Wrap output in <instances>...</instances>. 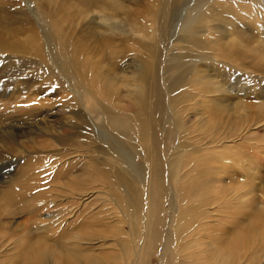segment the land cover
Masks as SVG:
<instances>
[{
	"label": "rangeland",
	"instance_id": "obj_1",
	"mask_svg": "<svg viewBox=\"0 0 264 264\" xmlns=\"http://www.w3.org/2000/svg\"><path fill=\"white\" fill-rule=\"evenodd\" d=\"M207 8L202 0H0V125L15 119L32 126L56 124L49 123L52 117L46 114L56 109L54 105H60V102L54 103L57 96L38 94L31 89L47 81L48 71L41 70L47 64L40 56L43 52L37 50L42 43L40 36L53 33L60 40L68 36L66 43L75 52L76 66L96 69L97 73L92 74L106 92L102 93V102L122 119L144 121L148 128L153 125V133L157 134L163 133L162 120L172 115L179 121L182 115L187 143L180 134L175 141L178 148L174 145L173 150L177 148L179 164L181 153H187V166L178 173L175 170L172 190L181 200L182 176L193 167L192 174L204 171L207 179L217 180L206 197L207 204L187 212L191 228L196 224V215L206 211L202 220L206 223L203 229L206 232H196L194 237L190 234V238H197L201 245L204 240L200 236L210 238L212 227L232 228L239 234L233 235V232L231 238L239 240L233 239L235 243L228 237L229 243L215 246L207 258L252 264L258 257L264 260V238L260 240L258 235V230L264 227V0H213L210 24L219 31L213 39L202 40V30L195 32L193 28L205 26L206 22H200ZM233 42L237 44L229 46ZM27 74L40 79L36 83L33 80L28 91L14 93ZM104 94L109 103L104 101ZM35 100L45 106L40 112L32 113L29 108L32 106L27 105H33ZM87 118L90 133L95 136L94 145L105 149L103 125L97 121L92 124L93 118L88 114ZM77 120L74 127L83 130L86 124ZM47 131L36 136L40 143L49 146L48 150L60 153L70 146L50 136L55 132L48 128ZM0 138V244L3 242L0 264H19L27 254L30 256L26 260L34 264H53L49 254L41 255L52 251L54 244L50 240L44 243L42 238L34 241L38 247L30 245L35 235H44V228L37 221L43 220L51 209L43 210L42 205H48V200L54 197L69 200L65 205L76 214L87 212L90 220L92 212L108 207L105 195L97 187L82 197L66 199L53 194L56 188L48 187V194L42 197L41 191L28 187L36 181L30 170L31 164L39 160L28 161L35 145H28L27 140L14 144L8 143L5 136ZM10 144L15 146L10 148ZM6 146L7 159L4 157ZM93 156L99 160L104 157ZM67 158L56 155L55 161L45 163L44 172L49 173V167L60 171ZM139 184L141 189H146V183ZM190 194L194 205L203 203L201 193L191 191ZM168 196L165 193L159 197V227L163 231L166 229L161 223L166 219ZM124 212L126 217L121 227L128 234L134 216L128 208ZM35 215L38 218L34 219ZM97 216L100 220V214ZM51 226L53 231H58L57 226ZM178 231L187 232V228L180 227Z\"/></svg>",
	"mask_w": 264,
	"mask_h": 264
},
{
	"label": "bare ground",
	"instance_id": "obj_2",
	"mask_svg": "<svg viewBox=\"0 0 264 264\" xmlns=\"http://www.w3.org/2000/svg\"><path fill=\"white\" fill-rule=\"evenodd\" d=\"M202 1L208 8L205 18L200 24L204 22L206 24L205 26L196 25L193 29L195 32L202 30V40H211L214 38V33L219 31L217 26L210 24L213 0ZM114 7L120 8L117 5ZM43 20L47 23V19ZM185 21L187 23V13H185ZM46 26L45 24L44 27ZM63 37L64 39L60 40L59 36L53 33L50 36L48 34L40 36L42 43L36 49L43 52L40 56L47 66L43 64L41 70L45 73L48 71L45 75L47 81L42 82L43 85L38 88H28L33 80L36 83L40 77L27 74L21 80L18 90H13L14 93H24L31 89V91L37 90L38 94L43 92L42 94L45 95L57 96L54 103L60 102V105H54L56 109H52L46 114L49 118L52 117L48 122L51 124L56 122V124L32 126L14 118L15 120L9 121V125H3L8 124V121L2 122L0 136H5L8 143L15 144L16 141L19 144L27 140L28 145H35L32 150L33 155L28 156V161L32 163L39 160L33 163L37 166L33 167L31 164V170L29 169L30 175L36 178V181L28 187L41 191L42 197L45 193L48 194V187H50L49 189L56 188L54 190L56 192L53 194H57L61 198L66 197V199L82 197L88 193L89 189L96 190L98 187V192L105 195L108 207L96 213L92 212L89 220L87 212L82 211L76 214L72 208L65 205L69 200L55 199L53 196L54 199H47L48 205H42L41 208L43 210L50 208V213L44 216L43 220L37 221L40 223L39 227L44 228V235H35L33 237L35 239L31 240L30 245H34V248L38 247L35 240L41 241L44 238V243L50 240L54 244L51 246L52 251L46 254L41 253V255L45 257L49 254V259L54 262L53 264H236L225 259L207 258L215 246L220 247L224 242L228 244L229 240L232 239L235 242L238 239L234 236L231 238L230 235L234 232L232 228L229 230L228 227L229 229L224 230L227 226H224L225 228L221 226L224 229L212 227L210 229L212 230L211 239H207L206 235L200 236L204 240L201 245L197 238H193V240L190 238V234L194 237L196 232L197 234L206 232L203 230L206 223L202 221L206 211L196 215V224H193L191 228L187 223V212H192L196 207L207 204L206 197H209V193L213 189L212 185L217 180L207 179L204 171L192 174L195 171L193 167L183 174L182 180L180 179L184 186V195L181 200L172 190L175 170L178 173L187 166V153L184 151L181 153L180 164L176 162L178 145H175V141L180 138V134L182 140L187 143V129H183L182 115L179 117V121L172 115L162 120L163 133L158 132L157 134L153 133V125L148 128L144 121L128 120L124 116L122 119L119 113H115L113 109L102 102V93L106 92L99 86V79L92 74L96 69L88 70V66L78 68L75 63V52L66 43V39L69 37ZM236 44L233 42L229 46L233 47ZM103 99L109 103L106 94ZM38 100L42 101L43 99ZM42 102L35 100V103L32 102L33 105L27 106H32L29 107L32 113L40 112L45 106ZM68 114H72V116ZM87 114L93 118L92 124L97 121L98 124L103 125L107 146L105 149L94 145L93 138L95 136L90 133L91 127L87 126H91V124L86 123ZM149 115L152 117L151 114ZM23 116L26 115L23 113ZM59 116L60 118H58ZM70 117H74L75 120H71ZM57 118L62 120L58 121ZM76 120L85 123L86 127L83 130L75 128ZM37 121L40 120L37 118ZM183 124L185 125L184 120ZM15 127L18 129L16 130ZM47 128L55 132L50 136L59 143H66L70 146L64 148L63 151L60 150L62 151L60 153L48 150L49 146L40 143L36 136L48 132ZM69 128L74 130L70 131ZM17 138L23 140L18 141ZM14 144L8 146L11 148L15 146ZM159 145L163 146L162 149H159ZM174 145L177 147L175 150H173ZM5 149L4 157L6 158L9 156V149L7 146ZM94 154H101L104 157L99 160L93 156ZM56 155H59L61 159L64 156L68 157L60 167V171L51 170L49 167L50 172H44L45 163H51V160L55 161L56 159L53 158ZM78 170L79 172H76ZM160 174H162V180ZM21 181L19 180L20 184ZM139 182L142 185L146 183L145 190L141 189ZM191 191L204 196L202 204L194 205V197L192 194L189 195ZM165 193L169 195V205L165 211L166 219L161 223L163 226L165 225L166 230L163 231L160 229L158 211L161 205L159 197ZM232 202L230 200V203ZM125 206L132 211L134 216L130 222L131 227L128 234H124L121 227L122 219L126 217ZM222 212L221 210L220 213ZM98 214H100V220H97ZM66 216L68 217L65 218ZM69 217L74 218L70 219ZM35 218H38L37 215ZM42 221L47 222L42 223ZM51 225L57 226L58 231H53ZM180 227L187 228V232H179ZM47 228H50L52 232ZM99 232L104 233V236H100ZM258 233L260 240L264 238V227L260 228ZM235 234L239 233L234 232L233 235ZM211 240L215 243H208ZM244 240L246 239L244 238ZM29 249L33 252L32 246H29ZM29 256L27 254L19 264H34L33 261L26 260ZM252 264H264V260L262 261L261 257H258Z\"/></svg>",
	"mask_w": 264,
	"mask_h": 264
}]
</instances>
